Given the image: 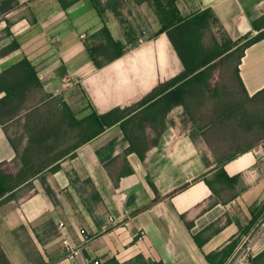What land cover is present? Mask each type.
Instances as JSON below:
<instances>
[{
    "label": "crops",
    "instance_id": "crops-1",
    "mask_svg": "<svg viewBox=\"0 0 264 264\" xmlns=\"http://www.w3.org/2000/svg\"><path fill=\"white\" fill-rule=\"evenodd\" d=\"M176 5L182 17L211 9L233 41L256 35L264 15V0ZM105 26L125 52L98 69L86 41ZM161 28L154 0H0V74L26 57L42 84L32 108L0 122L2 170L35 175L0 205V264H210L216 254L228 264L229 245L264 222V39L245 50L234 88L216 86L213 71L183 89L184 105L170 106L169 88L136 107L183 71ZM141 36L148 41L136 46ZM48 103L69 127L79 125L64 103L77 120L133 110L57 156L54 126L31 119ZM23 113L24 136L13 137L9 124ZM64 240L80 249L74 261ZM262 253L264 227L253 257Z\"/></svg>",
    "mask_w": 264,
    "mask_h": 264
},
{
    "label": "trees",
    "instance_id": "trees-1",
    "mask_svg": "<svg viewBox=\"0 0 264 264\" xmlns=\"http://www.w3.org/2000/svg\"><path fill=\"white\" fill-rule=\"evenodd\" d=\"M178 0H154L159 15L162 28L160 32L166 33L170 44L180 59L183 71L176 78L159 84L145 99L139 102L136 107L144 106L150 103L157 96L170 88V106L184 105L182 91L190 83H203L205 75L216 71V62L219 59H226L237 56L236 73L238 66L245 50L264 39V15L255 20L252 24L256 35L252 33L233 41L224 32L218 19L211 9H207L189 17H182L178 11L176 2ZM98 10H100L98 8ZM101 12V10H100ZM214 26L221 31L223 41L220 42L213 33ZM208 34L211 35L212 44L206 42ZM95 39L86 41L87 50L94 62L96 68H103L107 64L115 61L124 54L125 46L115 41L105 26ZM19 48L17 43L10 45L5 52H13ZM206 87H209L205 83ZM42 88L40 79L28 58H23L18 63L12 65L2 74H0V94L4 96L0 99V122L12 120L25 107L27 102L32 98V93ZM64 116H67L73 123L80 127L90 130L85 141L95 138L103 133L106 128L118 124L123 120L132 109H114L109 113L98 115L93 112L82 120H77L74 113L67 104H63ZM44 135V134H42ZM48 135V134H47ZM143 157V153L141 154ZM229 159L219 160V167L223 168ZM26 161L24 167H26ZM31 169H22L16 176L6 174L0 165V205L12 199L14 191L24 182L34 178ZM224 174V170L222 169ZM239 241H234L229 245L228 250L224 253L223 259L235 250ZM219 257L208 255L207 260L210 264H215ZM264 253L253 257L250 264H262Z\"/></svg>",
    "mask_w": 264,
    "mask_h": 264
},
{
    "label": "rangeland",
    "instance_id": "rangeland-1",
    "mask_svg": "<svg viewBox=\"0 0 264 264\" xmlns=\"http://www.w3.org/2000/svg\"><path fill=\"white\" fill-rule=\"evenodd\" d=\"M213 33L217 36V38L220 42L223 41V39H222L223 36H222V34H220L221 31L218 29L217 26H214ZM206 42L209 44H212L210 34H208V37L206 38ZM236 62H237V56L229 57L226 59L222 58L216 62L217 68H216L215 72L219 73L217 75L219 81H217L216 86H218L219 88L223 87L225 89L234 88V85L231 84V82H230V77H231L230 75L231 74L234 75V73H235ZM228 91L229 90H227V91L225 90V93H224L225 97H226V95L230 96L228 94L231 92L228 93ZM40 98L41 97H39V98L34 97L33 99H30L27 102L26 107L32 108V106H34L36 104L37 100ZM239 101H240L239 102L240 104L241 103L245 104V102L243 100H241V98ZM53 106H54L53 104L48 103L46 107L42 108L41 112L33 114L31 116V119H34L35 117H39L41 120L44 121V123H49L48 126H50V125L54 126V128L52 127L53 132L52 131L49 132V135L52 136L53 140L48 142V145L52 149V153H54L58 156L60 154L63 155L66 152H68L69 150H71L72 148H74V146L76 145L77 142L79 143V142L83 141L84 139H86V137L90 133V130H88L85 127V125H84V127H80V126L69 127L65 124V122L61 123L62 121H64V119H62L60 112L52 109ZM36 115H38V116H36ZM26 117H28V114L25 115L23 113L18 118L13 120L12 123L9 124L10 128L15 126L14 128L10 129V133L13 137H17V135H20V136L23 135L24 136L23 123L26 120ZM82 117H83V115L80 114V117H78V118L81 119Z\"/></svg>",
    "mask_w": 264,
    "mask_h": 264
},
{
    "label": "built area",
    "instance_id": "built-area-1",
    "mask_svg": "<svg viewBox=\"0 0 264 264\" xmlns=\"http://www.w3.org/2000/svg\"><path fill=\"white\" fill-rule=\"evenodd\" d=\"M147 41L148 38L146 36H141L137 39L136 46L144 45ZM261 148L264 150V144L261 146ZM263 227L264 222L253 233L241 238L237 245V252L228 264H250V261L253 258L254 240L259 235ZM85 241H89L88 236H85ZM63 244L65 248L66 259L69 261H74L78 257L80 249L73 247L68 240H64ZM94 264L98 263L95 262Z\"/></svg>",
    "mask_w": 264,
    "mask_h": 264
}]
</instances>
